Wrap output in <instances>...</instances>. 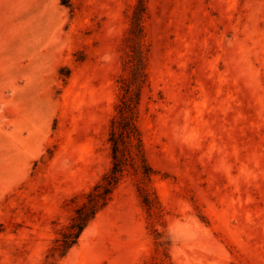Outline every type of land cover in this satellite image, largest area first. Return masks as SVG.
I'll return each instance as SVG.
<instances>
[{
	"label": "rangeland",
	"instance_id": "1",
	"mask_svg": "<svg viewBox=\"0 0 264 264\" xmlns=\"http://www.w3.org/2000/svg\"><path fill=\"white\" fill-rule=\"evenodd\" d=\"M0 264H264V0H0Z\"/></svg>",
	"mask_w": 264,
	"mask_h": 264
},
{
	"label": "trees",
	"instance_id": "2",
	"mask_svg": "<svg viewBox=\"0 0 264 264\" xmlns=\"http://www.w3.org/2000/svg\"><path fill=\"white\" fill-rule=\"evenodd\" d=\"M138 32L139 34L142 33V25L140 23L138 25ZM136 68L138 76L134 84L140 81V87L138 85L136 86L138 88L137 90H140L146 81V64L142 65L140 61L136 63ZM132 85L129 84L125 87L123 105L119 109L121 119L118 120L117 117H114L112 120L109 141L112 143L114 166L110 173L106 174L102 181L98 182L87 194L88 200L77 208L76 214L72 219L70 231L64 233L63 248L65 252L77 242L79 236L90 221L109 201L120 179V174L123 172L124 164L120 162V154L127 148L129 150V157L135 159L133 148L137 146L141 152L142 161L147 165L140 131L134 119L139 98L135 100L134 95L138 97V93H136Z\"/></svg>",
	"mask_w": 264,
	"mask_h": 264
}]
</instances>
